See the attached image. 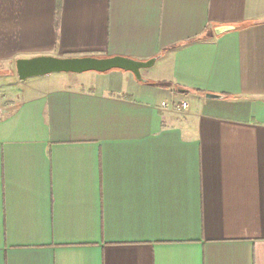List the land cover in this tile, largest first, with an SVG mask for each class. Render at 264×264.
Here are the masks:
<instances>
[{
  "label": "crops",
  "instance_id": "obj_1",
  "mask_svg": "<svg viewBox=\"0 0 264 264\" xmlns=\"http://www.w3.org/2000/svg\"><path fill=\"white\" fill-rule=\"evenodd\" d=\"M0 264H264V0H0Z\"/></svg>",
  "mask_w": 264,
  "mask_h": 264
},
{
  "label": "water",
  "instance_id": "obj_2",
  "mask_svg": "<svg viewBox=\"0 0 264 264\" xmlns=\"http://www.w3.org/2000/svg\"><path fill=\"white\" fill-rule=\"evenodd\" d=\"M227 28L216 30V34H221ZM156 59L146 62H138L123 57L95 58V57H35L31 59H19L15 61V69L18 79L25 82L34 78H41L55 74H84L89 72L107 73L113 70L131 73L135 80L143 82L141 71L151 68ZM207 99H216L218 96L206 95Z\"/></svg>",
  "mask_w": 264,
  "mask_h": 264
},
{
  "label": "built area",
  "instance_id": "obj_3",
  "mask_svg": "<svg viewBox=\"0 0 264 264\" xmlns=\"http://www.w3.org/2000/svg\"><path fill=\"white\" fill-rule=\"evenodd\" d=\"M162 107H167V105H166V104H163ZM174 109L177 110V111L186 110V109H187V104H185V103H181V104H179V105H176V106L174 107Z\"/></svg>",
  "mask_w": 264,
  "mask_h": 264
}]
</instances>
